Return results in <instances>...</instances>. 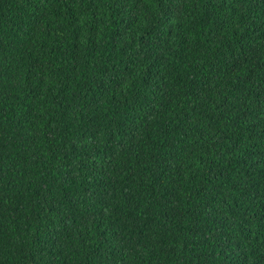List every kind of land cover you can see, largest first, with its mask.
I'll use <instances>...</instances> for the list:
<instances>
[{
  "label": "trees",
  "instance_id": "obj_1",
  "mask_svg": "<svg viewBox=\"0 0 264 264\" xmlns=\"http://www.w3.org/2000/svg\"><path fill=\"white\" fill-rule=\"evenodd\" d=\"M0 264H264V0H0Z\"/></svg>",
  "mask_w": 264,
  "mask_h": 264
}]
</instances>
